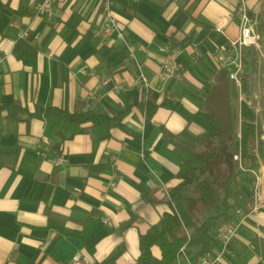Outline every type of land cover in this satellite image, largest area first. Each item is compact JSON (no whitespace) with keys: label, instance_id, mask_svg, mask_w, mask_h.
Segmentation results:
<instances>
[{"label":"crops","instance_id":"0c3cea01","mask_svg":"<svg viewBox=\"0 0 264 264\" xmlns=\"http://www.w3.org/2000/svg\"><path fill=\"white\" fill-rule=\"evenodd\" d=\"M42 1L0 0V264H72L75 255L82 264H135L139 236L169 211L180 162L197 164L185 151L190 137L204 133L163 103L208 111L222 71L215 51L239 37L242 6L259 30L264 0H114L135 61L122 40L94 36L102 0H54L51 15L37 11ZM22 39L38 49L34 67L14 53ZM165 46L176 50L179 80L160 78ZM139 69L146 88L136 83ZM39 107L126 113L118 124L93 125ZM152 255L160 264L159 247ZM227 264H264L263 211L239 225Z\"/></svg>","mask_w":264,"mask_h":264},{"label":"trees","instance_id":"16d2710c","mask_svg":"<svg viewBox=\"0 0 264 264\" xmlns=\"http://www.w3.org/2000/svg\"><path fill=\"white\" fill-rule=\"evenodd\" d=\"M125 5V0H123ZM134 7L135 5H131ZM250 17L251 12H248ZM252 18V17H251ZM261 37L264 36V22L259 25ZM38 49L27 40H20L14 47L15 55L25 64L34 67ZM255 58L254 47L245 49L244 64L249 65ZM251 71V69H250ZM247 79H243V89L247 88ZM163 105L179 113L188 122L197 123L204 129L202 135L191 136L185 151L197 164L182 160L178 176L181 183L170 190L165 202L169 211L160 220L150 226L145 234L139 236V256L135 264H150L153 258L152 247L161 251L160 264H177L182 257L197 258L211 251L217 244L219 228L236 219L244 206L247 195L244 187H251L253 174L264 157L262 134L255 125L256 115L246 105H242L241 131L228 143L227 154L215 146V137L223 132L204 111L191 113L179 102L167 99ZM146 118L150 119L155 105L147 101ZM4 107L0 105V111ZM44 116L59 115L71 123L91 122L93 125L118 124L126 113L118 116H105L94 112L70 113L61 108H37ZM213 139V140H212ZM240 154V160L234 157ZM188 188L190 195H183ZM209 213H211L209 215ZM185 246V251L181 248ZM92 250V249H90ZM90 264H115V261L93 262Z\"/></svg>","mask_w":264,"mask_h":264},{"label":"built area","instance_id":"2783aa9c","mask_svg":"<svg viewBox=\"0 0 264 264\" xmlns=\"http://www.w3.org/2000/svg\"><path fill=\"white\" fill-rule=\"evenodd\" d=\"M54 0H43L37 8L40 13L52 14V3ZM240 14V35L237 39L230 41L227 47L218 48L214 53V58L222 70H226L229 82H232L239 94H242V74L244 71L245 49L249 47L258 48L262 39L258 32L256 22L252 20L247 9L242 6L239 9ZM218 29H222L219 26ZM27 32L22 33L26 37ZM94 36L100 40L108 41L113 38L122 40L127 49V61H135V44L128 41L126 33L120 28L114 15V0H102L101 3V21L94 30ZM164 60L161 67L160 78L164 82L179 80L182 74V67L176 59V50L170 47H163ZM109 79H105L103 84H108ZM136 83L143 88L148 87V79L139 69ZM48 144V141H45ZM238 159V156H235ZM57 162L62 164L63 157H59ZM242 220H232L222 225L217 232V244L208 253L192 259V264H227L229 246L237 234V230ZM185 251V246L181 248ZM187 258V257H186ZM180 260V259H179ZM178 260V262H179ZM177 262V264H178ZM72 264H82L78 255L72 258Z\"/></svg>","mask_w":264,"mask_h":264},{"label":"rangeland","instance_id":"374dc122","mask_svg":"<svg viewBox=\"0 0 264 264\" xmlns=\"http://www.w3.org/2000/svg\"><path fill=\"white\" fill-rule=\"evenodd\" d=\"M254 53L256 59L253 72H250L249 65H245L244 67L242 79H247V88L243 89L242 83V94H239L234 84L229 82L232 111V140L241 131L243 121L242 105L246 104L257 117L254 123L259 131L262 132L260 139L264 142V36L259 43V47L254 48ZM249 74L251 76L248 78ZM237 156L238 159L234 157L235 161L240 160L239 153H237ZM253 176L254 181L252 186L249 188L243 186L247 198L245 199L243 208L236 215V219L242 220L241 223L253 211L261 210L264 212V157L259 159L258 169Z\"/></svg>","mask_w":264,"mask_h":264},{"label":"water","instance_id":"95a60500","mask_svg":"<svg viewBox=\"0 0 264 264\" xmlns=\"http://www.w3.org/2000/svg\"><path fill=\"white\" fill-rule=\"evenodd\" d=\"M255 58L251 59V73L254 70ZM205 102L209 108L206 115L212 119L223 132L224 138L232 137V111L229 92V79L226 70H222L217 81L211 86Z\"/></svg>","mask_w":264,"mask_h":264},{"label":"flooded vegetation","instance_id":"af4514ba","mask_svg":"<svg viewBox=\"0 0 264 264\" xmlns=\"http://www.w3.org/2000/svg\"><path fill=\"white\" fill-rule=\"evenodd\" d=\"M251 76V74L248 75V78ZM208 107V106H207ZM209 110V108H208ZM213 140V139H212ZM215 146L221 150V152H227V145L229 142L232 141V137L230 138H224L223 133L219 137H215Z\"/></svg>","mask_w":264,"mask_h":264}]
</instances>
